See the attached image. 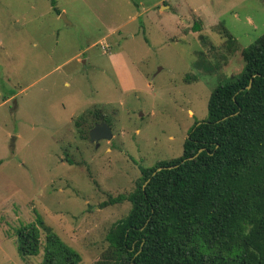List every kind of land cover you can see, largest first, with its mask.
<instances>
[{
	"label": "rangeland",
	"instance_id": "rangeland-1",
	"mask_svg": "<svg viewBox=\"0 0 264 264\" xmlns=\"http://www.w3.org/2000/svg\"><path fill=\"white\" fill-rule=\"evenodd\" d=\"M263 34L264 0H0V264L42 263L18 252L31 223L100 263L141 170L182 155Z\"/></svg>",
	"mask_w": 264,
	"mask_h": 264
},
{
	"label": "trees",
	"instance_id": "trees-1",
	"mask_svg": "<svg viewBox=\"0 0 264 264\" xmlns=\"http://www.w3.org/2000/svg\"><path fill=\"white\" fill-rule=\"evenodd\" d=\"M241 57L242 72L213 90L182 155L141 170L98 264H264V34ZM47 231L42 243L35 223L19 229L20 255L81 261Z\"/></svg>",
	"mask_w": 264,
	"mask_h": 264
},
{
	"label": "water",
	"instance_id": "water-1",
	"mask_svg": "<svg viewBox=\"0 0 264 264\" xmlns=\"http://www.w3.org/2000/svg\"><path fill=\"white\" fill-rule=\"evenodd\" d=\"M61 19L66 21L65 16L62 14ZM250 85L248 86V88ZM89 141L96 145H99V142L102 140L110 141L113 138L112 131L107 123H97L95 124L88 133Z\"/></svg>",
	"mask_w": 264,
	"mask_h": 264
},
{
	"label": "crops",
	"instance_id": "crops-1",
	"mask_svg": "<svg viewBox=\"0 0 264 264\" xmlns=\"http://www.w3.org/2000/svg\"><path fill=\"white\" fill-rule=\"evenodd\" d=\"M147 10H148V9H146L144 12H146ZM128 21H129V20H128ZM128 21H127V22H128ZM117 28H119V29H120V27H116V29H117ZM113 29H114V28H113ZM113 29H112V30H113Z\"/></svg>",
	"mask_w": 264,
	"mask_h": 264
},
{
	"label": "flooded vegetation",
	"instance_id": "flooded-vegetation-1",
	"mask_svg": "<svg viewBox=\"0 0 264 264\" xmlns=\"http://www.w3.org/2000/svg\"><path fill=\"white\" fill-rule=\"evenodd\" d=\"M93 144V143H92Z\"/></svg>",
	"mask_w": 264,
	"mask_h": 264
}]
</instances>
